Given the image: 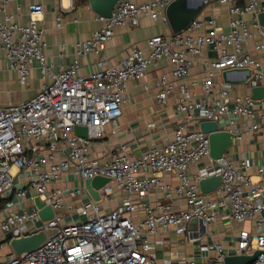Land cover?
<instances>
[{"label":"built area","instance_id":"1","mask_svg":"<svg viewBox=\"0 0 264 264\" xmlns=\"http://www.w3.org/2000/svg\"><path fill=\"white\" fill-rule=\"evenodd\" d=\"M170 1L119 0L111 16L97 15L103 26L77 44V54L96 52L114 26H137L142 16L167 22L164 11ZM218 2L227 7V28L216 16H197L183 31L155 34L144 47L133 46L119 64L110 65L101 57L88 74L78 75V61L57 72L47 65L36 17L42 6H31L29 20L18 23L7 11L8 0H0V49L6 52L9 70L26 84L37 61L42 78H50L30 99L0 105V248L7 250L0 264H172L171 257H157L153 238L168 230L200 235L199 221L205 226L202 235H209L208 226L219 217L252 223L232 237L234 254L259 250L250 264H264V160L256 165L245 157L212 159L208 134L198 127L202 120H214L232 132L235 141L264 129V97L234 91L264 81V25L257 21L264 0ZM208 51L213 55H206ZM162 62L169 65L175 83L167 74L159 75L156 100L165 104L174 88L178 92L173 113L180 120L171 139L138 156L128 154L124 145L92 156V144L123 114L129 81L142 79L149 67ZM200 64L203 76L192 77L191 68ZM246 68L252 73L244 84L214 81L225 70ZM76 125L85 126L87 136L75 134ZM251 168L259 176L256 181ZM69 173L79 179L78 185H55ZM163 174L175 176L176 184L162 182ZM96 175L109 178L99 189V201L83 184ZM211 176H220V184L203 193L199 181ZM115 190L127 196L110 208ZM154 190L162 197L152 204L148 197ZM28 191L31 205H26ZM35 197L51 206V218H40ZM192 220L196 224L191 225ZM44 228H59V233L24 257L10 249L11 238ZM202 248L214 252L203 264H223L221 243Z\"/></svg>","mask_w":264,"mask_h":264},{"label":"crops","instance_id":"2","mask_svg":"<svg viewBox=\"0 0 264 264\" xmlns=\"http://www.w3.org/2000/svg\"><path fill=\"white\" fill-rule=\"evenodd\" d=\"M33 5L42 6V11L36 14L37 26L43 30V40L46 42L43 54L47 65L53 72L67 68L78 61L77 74L86 75L101 57L107 59L110 65L119 64L129 54L133 46L144 47L150 36L171 32L168 23L163 22L162 18L154 21L148 16H142L137 26H114L112 36L96 52L78 55L77 44L90 38L95 30L103 26V21L97 19V14L90 8L88 1L8 0L7 11L14 16L18 23H25L30 18V8ZM210 16H216L218 23L227 28L229 17L227 7L221 5L218 0H211L198 15L201 19ZM245 19L249 21L251 16L247 15ZM206 55L212 56L213 54L208 51ZM161 74H167L169 79L175 83L166 62L160 63L157 67H149L142 79L129 81L127 102L123 107V114L117 119L115 125L107 126L102 139L96 140L92 144L90 148L92 156H100L121 145L125 146V150L131 156H138L150 147L163 144L171 139L175 123L180 120L173 113L175 97L178 92L177 88H174L165 104H160L156 100L154 83ZM190 74L192 77H202V65L193 66ZM49 81L50 78H42L38 63L34 61L27 83L21 84L17 80L16 74L9 70V60L5 50L0 49V105L28 100L38 92L43 83H49ZM214 81L216 84L223 82L222 74H218ZM144 85L149 86V89L146 90ZM261 85L264 86V81ZM234 91L240 94L250 92L245 86H237ZM151 123L154 124L153 127H149ZM225 156L232 161L245 157L256 165L262 163L264 160V129L246 133L241 140L235 141ZM193 170L194 167H191V171ZM249 173L253 180L259 179L255 168H251ZM22 178L23 174H20L19 180ZM160 180L171 185L177 182V178L172 174H163ZM66 182L71 186H76L79 179L69 173L55 185H66ZM29 195L31 196V192L28 191L26 205L32 203V200H29ZM126 196L122 191L115 190L110 208L119 199ZM161 197V193L154 190L150 193L148 200L155 204ZM251 225V222L238 223L227 217H219L208 226L209 235H202V233L193 236L175 235L171 230H168L153 238L155 252L159 259L171 257L172 264H190L191 261H194L195 264H203L209 256L214 254L212 251L203 250V245L211 246L213 243H221L225 255L234 254L232 237H235L242 228L250 229ZM161 239L163 242L160 244ZM6 251V247L0 248V259Z\"/></svg>","mask_w":264,"mask_h":264},{"label":"water","instance_id":"3","mask_svg":"<svg viewBox=\"0 0 264 264\" xmlns=\"http://www.w3.org/2000/svg\"><path fill=\"white\" fill-rule=\"evenodd\" d=\"M90 8L103 17L111 16L115 4L119 0H87ZM211 0H172L166 6L164 14L171 32H180L186 29L189 24L201 13L205 6ZM257 21L264 25V11L257 13ZM238 72H247L244 78L236 77ZM252 73L251 68L244 70L230 69L222 72L223 81L231 84H244ZM250 95L253 99L264 97V86L258 85L250 88ZM198 127L204 133L208 134L209 156L212 159H218L225 156L227 150L235 143V135L227 130L220 129L218 122L214 120H202ZM74 132L80 136H87L85 126L76 125ZM109 182V178L96 175L92 178H86L83 181L84 187L95 200H100L99 189ZM220 184V176H211L199 181L200 190L203 193H209L215 190ZM34 205L38 208V214L42 220H47L54 215L50 205L40 201L38 197L34 198ZM196 224L192 220L191 225ZM201 232L205 231V226L199 221ZM59 233V228H44L28 235L13 237L9 240L10 249L18 256L24 257L27 254L39 249L46 244L49 239ZM261 252L255 250L252 254H230L225 255L223 264H250L254 262Z\"/></svg>","mask_w":264,"mask_h":264},{"label":"rangeland","instance_id":"4","mask_svg":"<svg viewBox=\"0 0 264 264\" xmlns=\"http://www.w3.org/2000/svg\"><path fill=\"white\" fill-rule=\"evenodd\" d=\"M70 179H72V178H70ZM204 244L206 243V242H203ZM213 254V253H212ZM210 257V256H209ZM197 263H199V262H197Z\"/></svg>","mask_w":264,"mask_h":264},{"label":"trees","instance_id":"5","mask_svg":"<svg viewBox=\"0 0 264 264\" xmlns=\"http://www.w3.org/2000/svg\"><path fill=\"white\" fill-rule=\"evenodd\" d=\"M83 1H86V0H83Z\"/></svg>","mask_w":264,"mask_h":264}]
</instances>
